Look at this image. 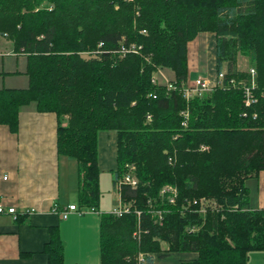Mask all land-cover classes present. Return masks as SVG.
Instances as JSON below:
<instances>
[{"label": "trees", "instance_id": "1", "mask_svg": "<svg viewBox=\"0 0 264 264\" xmlns=\"http://www.w3.org/2000/svg\"><path fill=\"white\" fill-rule=\"evenodd\" d=\"M199 33L215 35L223 77L187 100V48ZM0 37L27 58L28 77L26 89L0 90V125L17 133L30 103L55 114L78 209L99 213L98 134H116L112 185L129 212L99 213L100 264H137L139 254L145 264L169 254L246 264L264 251V210L249 209L245 184L264 171V0H0ZM158 70L173 80L153 83ZM128 174L135 188L118 185ZM63 251L50 228L47 264H64Z\"/></svg>", "mask_w": 264, "mask_h": 264}, {"label": "crops", "instance_id": "2", "mask_svg": "<svg viewBox=\"0 0 264 264\" xmlns=\"http://www.w3.org/2000/svg\"><path fill=\"white\" fill-rule=\"evenodd\" d=\"M215 43L213 33H199L188 43V83L198 78L216 83ZM26 70L27 58L14 53L10 41L0 37V90L26 89ZM166 75L173 80L172 72ZM18 119L15 134L0 125V203L17 210L15 217L0 215V264H47L42 250L52 227L60 231L64 264H100V212L78 209L82 214L70 212L65 220L60 216L77 205V166L57 154L55 114L37 112L30 103L20 108ZM115 157L116 134L99 133V175L101 168L108 170L112 188ZM245 184L249 209L264 210V171ZM246 264H264V251L248 253Z\"/></svg>", "mask_w": 264, "mask_h": 264}, {"label": "built area", "instance_id": "3", "mask_svg": "<svg viewBox=\"0 0 264 264\" xmlns=\"http://www.w3.org/2000/svg\"><path fill=\"white\" fill-rule=\"evenodd\" d=\"M121 52L124 53V52H126V50L122 47ZM164 71H166V70H158V72L153 76L152 82L157 83V84H161L158 81H160L161 76L165 79L164 75H162ZM250 75H251V78L253 79L255 76V72L253 70H250ZM222 77H223L222 73L216 74V77H215L216 83L214 85H212L210 81H207L204 79H199V78L194 80L193 82L188 83L186 88L184 89L185 98L188 100L195 95L201 96L204 93L209 92L212 88H214L218 84V82L220 80H222ZM168 83H169V80L166 82L165 85H167ZM252 87H253V81H252ZM246 93L248 95V93H249L248 89H246ZM120 184H127L131 188H135L137 185L136 180L131 178L128 175H126L122 178V181H120V183L118 185L120 186ZM118 185H117V188L119 189ZM161 194L162 195L167 194L169 202L173 203L175 200L176 191L172 187H165L162 189ZM118 197H119V194H118ZM70 212H78V214H82L80 211H78V208L75 205H70L67 209L60 212L61 218L63 220H65ZM128 212H129V206L127 204L122 203L120 201V198H119L118 206L114 207L110 214H112L113 216H116V217H122L124 214H126ZM16 213H17L16 208L4 207L0 203V215L6 214V215H10V216L15 217ZM156 215L159 219H161L160 213H157ZM145 259H146V256L144 254H139L137 257V264H145Z\"/></svg>", "mask_w": 264, "mask_h": 264}, {"label": "rangeland", "instance_id": "4", "mask_svg": "<svg viewBox=\"0 0 264 264\" xmlns=\"http://www.w3.org/2000/svg\"><path fill=\"white\" fill-rule=\"evenodd\" d=\"M239 68L240 69H245L247 68V62L243 59H239ZM165 73H170L169 71H164ZM163 72L162 75H164L165 79L161 76L160 77V82L161 84H166V82L169 80L171 81V77H167V75ZM192 79L195 78V74L191 76ZM129 176V174H128ZM124 177V176H123ZM99 181H100V200H99V212L100 213H111L112 209L114 206H118L119 202V197L118 194L116 193L115 190L111 187V175L110 172L107 170H102L100 171L99 175ZM122 181V178L121 180ZM169 187V186H165ZM163 187V188H165ZM162 188V189H163ZM84 212H89L91 211L90 209H82ZM161 250L164 253L168 250V246L165 243H161ZM156 257V256H155ZM192 258L191 254H169L168 257H166L163 260H157L156 264H179L181 260H186Z\"/></svg>", "mask_w": 264, "mask_h": 264}]
</instances>
